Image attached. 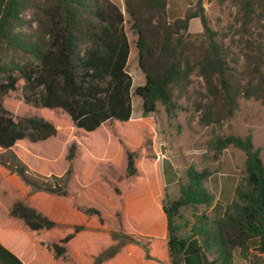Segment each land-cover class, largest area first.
Wrapping results in <instances>:
<instances>
[{
    "label": "trees",
    "instance_id": "1",
    "mask_svg": "<svg viewBox=\"0 0 264 264\" xmlns=\"http://www.w3.org/2000/svg\"><path fill=\"white\" fill-rule=\"evenodd\" d=\"M210 1L234 9L227 31L211 28L204 0L174 21L169 0H124L125 12L111 0H0V151L15 153L18 166L4 165L12 176L41 191L1 194L7 208L0 215V264H236L237 255L247 260L251 253L253 264H261L264 162L252 134L209 144L217 156L229 148L246 156L242 180L225 188L222 202L206 188L212 174L192 168L180 198L171 201L163 178L167 186L180 180L169 160L161 163L156 124L149 118L160 104L171 113L178 100L190 101L193 76L203 80L206 92L195 101L202 126L233 119L241 100L264 106V0ZM196 19L203 32L194 36L190 25ZM127 23L138 37V63L146 77L135 90L144 110L137 149L117 129L133 123ZM16 95L14 109L9 102ZM42 110L70 118L76 137L67 146L65 174L42 177L52 178L53 185L29 177L33 172L20 157L26 145L59 135ZM100 129L119 137L124 148L120 170L109 164L100 176L118 200L116 224H109L103 210L75 200L71 210L87 222H58L39 197H75L70 189L82 136ZM9 176L0 179V189ZM147 185L158 187L152 205L133 212L130 197ZM199 206L213 208L214 218L200 217L188 236L181 235V211Z\"/></svg>",
    "mask_w": 264,
    "mask_h": 264
},
{
    "label": "rangeland",
    "instance_id": "2",
    "mask_svg": "<svg viewBox=\"0 0 264 264\" xmlns=\"http://www.w3.org/2000/svg\"><path fill=\"white\" fill-rule=\"evenodd\" d=\"M125 12L124 0H111ZM207 16L213 30L227 31L232 22L234 9L229 4L221 7L216 1L204 0ZM28 19L30 16L28 15ZM127 20L129 18L127 17ZM127 33L130 39L131 54L128 64V73L133 78V123L130 125H117L126 136L125 142L132 149L141 146V124L139 121L144 118L143 101L135 94L138 87L146 84V77L139 67V53L137 49V35L131 30V25L127 23ZM191 34L197 36L203 31L199 20L191 25ZM191 91L195 94L192 99L178 100L177 109L168 113L161 104L156 114H151V118L156 124L158 133L157 151L161 160H169L178 177L179 183L167 186L163 178V185L169 200L176 201L180 198V186L186 184L188 171L192 168L198 172L209 171L212 174L210 181L206 183L208 191L216 197V202L223 201L225 188H232L237 185L244 176L246 156L243 152L234 148H229L222 155L217 156L215 152L209 150L210 142L216 138H224L230 135L245 137L252 134L256 149H261V159L264 162V106L254 100L240 101V110L236 116L220 126L205 127L200 124L202 114L197 112L195 101H201L202 97L198 93L205 94L204 82L198 76H193ZM20 97L16 95L14 100L9 102L11 107L18 106ZM24 106V105H23ZM26 109V107H23ZM14 109H16L14 107ZM48 116L47 120L53 122L58 128L57 138L40 145H26L21 151L22 161L30 168L29 177L36 179L39 184H55L52 178H42L43 176L64 175L67 170L66 154L67 146L74 135V125L70 118H59V111L42 110ZM87 134V133H85ZM85 136V135H84ZM82 136L81 143L85 142L81 157H78L74 164L75 176L71 182V192L75 197L62 199L58 197H39L40 203L47 213L58 222H69L73 224H84L87 219L78 216L72 209L73 200L78 205L96 207L103 210L109 224H116L114 214L118 206L117 198L106 189L101 183L100 176L104 169L108 170L111 164L114 169L120 170L123 146L119 137L113 133L109 134L106 129H100L91 136ZM80 144V141H79ZM4 165H10L12 169L18 166V160L12 151H0V179L4 175H10L5 179L0 189V215H2L7 205L1 200V194L8 191L10 196L21 192L22 196H31L41 192L32 186H27L17 175H11ZM151 180V172H146ZM145 173V174H146ZM155 188L147 185L130 197V210L138 212L139 208L151 206ZM163 189V188H162ZM230 189H228L229 191ZM150 196V197H149ZM12 197V198H13ZM38 202V201H37ZM215 202V203H216ZM39 203V202H38ZM225 204V202H223ZM44 209V210H45ZM52 211V212H51ZM182 218L178 224L182 226L181 235L188 236L190 230L196 225L200 217L214 218L213 208L199 206L195 208H185L181 211ZM135 222V220H134ZM254 254H250L247 260L236 256V264H253Z\"/></svg>",
    "mask_w": 264,
    "mask_h": 264
},
{
    "label": "crops",
    "instance_id": "3",
    "mask_svg": "<svg viewBox=\"0 0 264 264\" xmlns=\"http://www.w3.org/2000/svg\"><path fill=\"white\" fill-rule=\"evenodd\" d=\"M197 1L198 0H169V5H168L169 19L174 21L176 19L183 18L188 8L193 7L197 3ZM196 20H193L191 22V25ZM191 25H190V30H191ZM202 32H198L196 34H201ZM261 264H264V256H261Z\"/></svg>",
    "mask_w": 264,
    "mask_h": 264
}]
</instances>
